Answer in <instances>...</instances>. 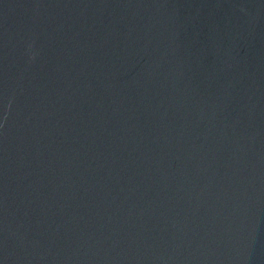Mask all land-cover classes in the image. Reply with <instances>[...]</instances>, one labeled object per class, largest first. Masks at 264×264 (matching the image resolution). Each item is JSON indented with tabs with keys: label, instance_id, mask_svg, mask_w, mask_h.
I'll return each mask as SVG.
<instances>
[{
	"label": "water",
	"instance_id": "95a60500",
	"mask_svg": "<svg viewBox=\"0 0 264 264\" xmlns=\"http://www.w3.org/2000/svg\"><path fill=\"white\" fill-rule=\"evenodd\" d=\"M0 264H264V0H0Z\"/></svg>",
	"mask_w": 264,
	"mask_h": 264
}]
</instances>
